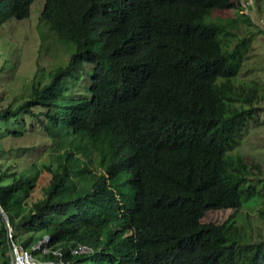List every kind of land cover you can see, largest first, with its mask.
Instances as JSON below:
<instances>
[{"label":"trees","instance_id":"1","mask_svg":"<svg viewBox=\"0 0 264 264\" xmlns=\"http://www.w3.org/2000/svg\"><path fill=\"white\" fill-rule=\"evenodd\" d=\"M34 1L0 0V31ZM241 4L43 0L39 46L59 61L36 67L26 94L0 92V207L13 238L32 233L25 247L49 237L38 261L264 264V232L245 211L263 170L241 150L264 96L240 76L255 37L216 15ZM27 134L45 143L32 159L19 151L35 145L1 144ZM9 240L2 220L0 246Z\"/></svg>","mask_w":264,"mask_h":264},{"label":"rangeland","instance_id":"2","mask_svg":"<svg viewBox=\"0 0 264 264\" xmlns=\"http://www.w3.org/2000/svg\"><path fill=\"white\" fill-rule=\"evenodd\" d=\"M241 2L240 7L220 10L216 12V15L230 19L237 32L253 33L255 38L250 43L249 52L241 68L240 76L246 80H255L264 86V0H241ZM42 4L43 0H35L31 6V14L28 19L9 23L10 25L8 24L0 31V65L4 66V72L1 73L0 77V92L5 94L6 97L3 98L7 101L13 96L26 94L31 82V75L36 67L41 64L46 71L51 67L52 62L54 64L59 61V58L45 59L39 46L35 23ZM256 106L258 108L257 115L249 124L241 144V150L249 154L254 162L261 165L263 172L259 175L264 178V96L261 97L260 103ZM1 144L5 147L35 145L34 151L32 149L27 150V152L24 149L19 151V154L23 155L25 159L26 157L29 159L34 158L35 152L40 153L45 148L43 137L38 134H27L21 138H5L1 141ZM260 207H264V188H262L259 199L251 209L245 210L247 216L256 225L259 224L264 232V221L258 215ZM232 212V209L211 211L205 215L203 220H207V218L221 219L229 213L232 214ZM2 220L7 223L3 215L0 217V222ZM31 234L19 233L18 237L20 240H24L25 237L32 236ZM9 242L7 247L0 246V264H4L7 256H9L7 249ZM33 245L34 243L31 242V247ZM89 250L91 249L88 248L87 252Z\"/></svg>","mask_w":264,"mask_h":264},{"label":"built area","instance_id":"3","mask_svg":"<svg viewBox=\"0 0 264 264\" xmlns=\"http://www.w3.org/2000/svg\"><path fill=\"white\" fill-rule=\"evenodd\" d=\"M0 212L2 215H4L3 210L0 207ZM0 213V214H1ZM7 234L9 237V244H8V253L10 256V264H41L40 261H38L33 255H32V249L35 248H41V245L45 244L49 237L47 235L44 236V239L41 241H38L32 248L25 247L20 240L13 239L12 236V227L7 222ZM90 248L87 245L79 244L77 246V249L73 250L74 252L80 251V252H87V249ZM42 250L46 251L47 248L44 246ZM90 251V250H89Z\"/></svg>","mask_w":264,"mask_h":264},{"label":"water","instance_id":"4","mask_svg":"<svg viewBox=\"0 0 264 264\" xmlns=\"http://www.w3.org/2000/svg\"><path fill=\"white\" fill-rule=\"evenodd\" d=\"M3 217H4V218H5V220L7 221V217H6V215H5V214L3 215Z\"/></svg>","mask_w":264,"mask_h":264}]
</instances>
